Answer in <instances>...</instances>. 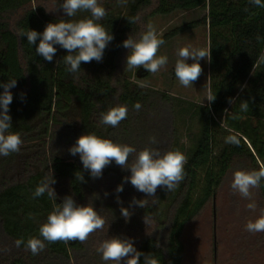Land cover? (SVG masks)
Masks as SVG:
<instances>
[{
    "label": "trees",
    "instance_id": "1",
    "mask_svg": "<svg viewBox=\"0 0 264 264\" xmlns=\"http://www.w3.org/2000/svg\"><path fill=\"white\" fill-rule=\"evenodd\" d=\"M98 2L107 12L98 22L114 38L105 48L102 61L82 62L80 71L71 73L63 62L68 54L65 49L55 45L56 54L49 62L36 54L39 39L30 45L27 37L18 33L22 29L42 33L48 23L79 20L90 13L78 12L68 18L64 12L52 13L44 5L34 4V0H0V83L17 81L10 89L13 101L9 115L11 131L18 132L23 140L18 153L0 156V264H105L95 245L112 236L130 238L138 251L155 255L160 264H186L188 226L221 194L230 174L237 169L259 170L260 161L264 162V8L249 0ZM149 9L150 14L162 15L176 10H207L201 18L174 27L160 38L166 42L185 31L208 28L210 92L216 94L212 102L186 101L187 106L182 107L198 116L199 130L187 151L185 178L175 191L157 188L156 198L125 182L124 177L131 172L115 161L94 179L84 169L79 154L69 152L78 137L93 132L134 146L137 151L145 147L161 153L177 149L174 112L179 101H184L163 90L140 87L121 69L127 50L123 41L129 36L136 39L139 18ZM132 17L138 18L135 23H130ZM172 75L175 77L174 68ZM242 101H248L247 112L240 111ZM137 102L142 105L139 112L133 108ZM117 105L127 106V119L115 128L101 124L100 113ZM233 115L243 118L234 120ZM229 135H236L239 145L225 143ZM150 137L157 143L151 144ZM77 171L83 174L84 182L77 180ZM51 173L56 181L51 187L57 204L65 196H72L79 205L91 202L109 227L106 224L104 231L93 233L85 243L45 241V249L33 255L14 242L19 238L25 242L30 237L43 239L39 227L46 222L54 201L46 193L36 198L33 193ZM122 183L123 191L117 193ZM261 183L257 189L259 210L264 208V181ZM226 190L230 205L237 207L239 195L233 194L231 187ZM134 197L148 199L149 206L131 204ZM121 207L132 213L127 222ZM146 214L154 221L149 229L143 219ZM220 219L217 208V228ZM236 259L237 264H264V232L253 234L242 248L238 247ZM143 261L141 256L140 264Z\"/></svg>",
    "mask_w": 264,
    "mask_h": 264
},
{
    "label": "clouds",
    "instance_id": "2",
    "mask_svg": "<svg viewBox=\"0 0 264 264\" xmlns=\"http://www.w3.org/2000/svg\"><path fill=\"white\" fill-rule=\"evenodd\" d=\"M126 3L127 0H120ZM258 8H264V0H249ZM68 18L75 17L78 12H88L89 17L79 20H60L48 23L42 33L35 30H20V36H26L30 45L39 44L36 54L51 62L56 54L55 45L65 49L68 54L63 58L67 66L66 71L77 73L81 69V63H90L93 60L102 61L103 53L109 42L114 38L105 27L98 21L102 20L107 12L98 0H63L60 5ZM137 17H132L130 23H135ZM165 40L157 34L152 23L146 25L138 39L128 37L123 41V47L129 49L126 58V69L133 70L143 67L148 72L155 74L168 63L166 55H158L161 45ZM178 58L175 61V77L183 87H190L203 72L199 61L206 59L211 61V50L207 48H195L184 46L177 51ZM189 59L193 62L188 63ZM16 79H10L7 83H0L3 92L0 93V156H8L18 153L23 140L18 132L11 131L12 117L9 115V105L13 101L11 88L16 86ZM143 86V85H142ZM22 98L24 94H21ZM206 99L212 102L216 94L208 93ZM232 101H230L231 103ZM142 105L137 102L133 105L135 111L139 112ZM248 101H242L240 111L247 112ZM227 111V110H225ZM100 123L118 127L120 122L127 119L128 108L125 105H117L100 113ZM234 120L242 119L240 115H233ZM151 144H156L155 137L149 138ZM225 143L239 145L236 135H229ZM75 156L79 154L85 170H88L92 178H99L105 167L113 161L122 169H129L130 176L124 177V181L132 184L136 190L145 193L146 196L156 198L157 188H164L167 192L175 191L179 183L185 178V164L187 157L179 150H169L161 153L157 148L145 147L137 151L134 146L113 142L111 139L102 138L96 133H86L78 137L76 143L69 149ZM78 181L84 182L83 174L76 172ZM264 181V165L259 170L237 169L233 172L231 189L233 194H239L243 199L250 202L246 208L255 212L257 204L253 199V189H259ZM56 181L51 173L46 176L36 187L33 197H41L45 193L54 201L52 211L48 214L46 222L39 227L40 237H30L26 242L23 238L15 240V246L24 245L33 255H38L45 249V241L48 243L63 242L68 244L72 241L85 243L89 236L98 231H104L105 225L109 223L105 217L89 202L87 205H79L72 196H65L63 202L57 204V195L51 185ZM123 191V183L118 185L116 192ZM107 195V193H106ZM118 203L120 202L117 197ZM153 204L156 200L151 201ZM131 204L145 208L149 206V200H137L133 198ZM121 215L127 222L132 213L121 207ZM32 214H29L31 218ZM144 223L147 229L152 227L154 221L146 214ZM245 231L256 234L264 232V208H260L259 215L254 220H248ZM149 234V232H148ZM95 251L100 254L105 264H140L141 256L144 257L143 264H160V260L153 254H145L138 251L130 238L112 236L103 239L95 245Z\"/></svg>",
    "mask_w": 264,
    "mask_h": 264
},
{
    "label": "rangeland",
    "instance_id": "3",
    "mask_svg": "<svg viewBox=\"0 0 264 264\" xmlns=\"http://www.w3.org/2000/svg\"><path fill=\"white\" fill-rule=\"evenodd\" d=\"M63 0H34L36 5H44L52 13L64 12L60 5ZM207 13L206 9L176 10L170 14H150V9L139 18V35L146 30V25L152 23L157 34L162 37L165 33L186 22L201 18ZM209 49V31L206 27H198L185 31L161 45L158 55H166L168 63L159 72L152 74L146 69L141 70V77L137 76V69H126L127 49L121 61V69L125 77H128L140 87H149L170 93L175 99H181L175 106L174 129L178 135V147L185 156L193 143L194 136L199 130L198 116L192 114V110L182 109L187 106L186 101L197 103L209 102L206 97L210 92V61L201 59L199 63L203 69L200 77L190 87L180 85L176 77L172 75L175 61L178 58L177 51L184 46ZM193 61L189 59L188 63ZM143 85V86H142ZM177 103L178 101L175 100ZM264 162L260 161V166ZM233 173L226 181V187L206 208L204 214L194 223L188 226L185 233L186 264H237L236 254L238 247L242 248L253 236L245 231L247 221L259 212L257 201V189H253V199L257 204L255 212L246 208L249 200L239 196L240 202L236 207L230 205L226 198V189L230 187ZM229 194V192L227 193ZM239 195V194H238ZM225 197L226 199H224ZM217 208L221 211L220 224L217 228ZM213 223V224H212ZM244 256V255H243ZM249 257V256H248Z\"/></svg>",
    "mask_w": 264,
    "mask_h": 264
},
{
    "label": "water",
    "instance_id": "4",
    "mask_svg": "<svg viewBox=\"0 0 264 264\" xmlns=\"http://www.w3.org/2000/svg\"><path fill=\"white\" fill-rule=\"evenodd\" d=\"M144 68L143 67H140L139 69H138V71H137V76L138 77H141L143 74H141L140 72H141V70H143Z\"/></svg>",
    "mask_w": 264,
    "mask_h": 264
}]
</instances>
